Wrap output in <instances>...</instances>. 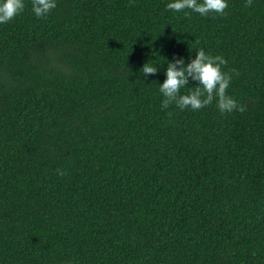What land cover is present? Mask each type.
I'll return each instance as SVG.
<instances>
[{
	"label": "trees",
	"instance_id": "1",
	"mask_svg": "<svg viewBox=\"0 0 264 264\" xmlns=\"http://www.w3.org/2000/svg\"><path fill=\"white\" fill-rule=\"evenodd\" d=\"M170 2L24 0L0 24V264H264V0ZM200 48L244 112L162 109Z\"/></svg>",
	"mask_w": 264,
	"mask_h": 264
},
{
	"label": "clouds",
	"instance_id": "2",
	"mask_svg": "<svg viewBox=\"0 0 264 264\" xmlns=\"http://www.w3.org/2000/svg\"><path fill=\"white\" fill-rule=\"evenodd\" d=\"M32 12L37 18L48 15L56 8V0H31ZM130 6H134L131 3ZM247 7L252 6V0H245ZM228 7L227 0H172L166 5L168 10L181 12L190 9L201 16H207L209 13L219 15L225 14ZM25 8L24 0H0V24H5L19 15ZM190 13L185 12V17ZM227 60L221 55H211L202 48L195 51V58L185 64L184 59L174 57L172 62L167 63L165 70V80L159 85V91L164 99L161 102L162 109H168L175 105L180 110L191 109L199 111L208 107L216 101V107L221 114L239 111L244 112L245 106L238 104L233 96L228 94L233 74L239 75L236 69L224 68ZM157 67L152 66L149 61L142 68L141 73L147 77L155 75ZM189 81L196 82L195 87H187ZM182 88H188L186 94H181ZM171 116L172 113L168 112ZM58 175H66L62 169H57Z\"/></svg>",
	"mask_w": 264,
	"mask_h": 264
}]
</instances>
